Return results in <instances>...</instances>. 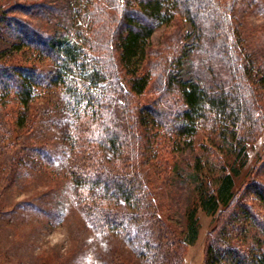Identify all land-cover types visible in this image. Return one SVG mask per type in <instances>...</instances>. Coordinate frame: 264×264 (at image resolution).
<instances>
[{
  "label": "rangeland",
  "instance_id": "obj_1",
  "mask_svg": "<svg viewBox=\"0 0 264 264\" xmlns=\"http://www.w3.org/2000/svg\"><path fill=\"white\" fill-rule=\"evenodd\" d=\"M17 5L37 8L25 15L15 9ZM88 7L87 0H0V9H7L10 16L43 32L71 36L84 48L88 41L84 31L92 20ZM261 8L248 13L242 24L244 47L252 49L253 60L264 40V0ZM188 33L190 37L185 41L189 53L181 71L182 79L201 86H215L222 80L221 63L197 49L196 30L177 18L171 26L153 33L147 66L154 75L142 96L134 101L123 100L129 113L133 109L134 115L137 107L157 99V91L165 87L159 69L170 49L182 43ZM13 42L0 31V52L15 56ZM20 54L22 61L36 64L30 52L23 50ZM36 65L44 73L53 69L48 62ZM257 80L264 97V72L258 73ZM100 85L108 99H100V106L94 109L88 104L82 108L77 107L78 103L66 104L59 86L39 89L27 108L15 96L6 97L0 92V264H167L174 260V249L166 254L162 245L167 237L186 239L187 216L194 208L198 235L183 249L181 264H203L207 241L224 207L208 214L199 206L198 198L209 181L213 183L218 176L220 166L213 155L225 160L228 167L233 166L236 142L225 141L202 127L191 145L185 138L177 141L176 146L168 139L156 144L153 154H158L157 159L145 167L149 171L147 176L143 175L148 190H141V197L137 196L132 210L135 211L125 218L123 209H117L120 213L116 214V210L108 208L113 217L110 223L94 224L77 199L79 192L72 173L76 169L86 175L93 170L109 175L121 171L106 137L97 136L108 109L113 113L116 106L109 99L112 89L106 83ZM109 120L115 124L113 114ZM121 152L123 168L131 166L129 153ZM235 167L240 168L239 160ZM255 180L264 182V130L246 144L245 165L234 179L236 199H242L245 185ZM97 193L104 195L102 190ZM113 196L107 195L109 207L118 205L116 195ZM247 226L245 245L257 257L250 264H264V258L262 263L259 261L264 257V222H249Z\"/></svg>",
  "mask_w": 264,
  "mask_h": 264
},
{
  "label": "trees",
  "instance_id": "obj_2",
  "mask_svg": "<svg viewBox=\"0 0 264 264\" xmlns=\"http://www.w3.org/2000/svg\"><path fill=\"white\" fill-rule=\"evenodd\" d=\"M87 1L88 16L92 20L84 31L88 35L85 48L71 36L40 31L10 16L7 9H0V31L14 41L12 49L16 54L0 52V92L6 97L15 96L27 108L39 89L59 86L66 104L78 103L77 107L81 108L88 104L94 109L100 106V99H108L100 84L106 83L112 89L109 99L116 106L113 113L108 109L97 136L106 137L117 157L116 167L121 171L109 175L103 170L99 173L93 170L86 175L76 169L72 173L79 192L77 199L94 224L110 223L113 217L108 208L116 210V214L120 213L117 209H123L125 218L135 209L137 196L148 190L143 175L147 176L149 171L145 167L157 159L158 154H153L156 144L168 139L176 146L177 141L185 138L191 145L202 127L225 141L236 142L233 166L228 167L225 160L213 155L220 166L218 176L213 183L209 181L210 187L203 188L198 198L199 206L208 214L224 207L207 241L203 264L256 262L257 257L245 241L247 224L263 225L264 222V215H260L264 214V182L255 180L246 184L243 201L236 199L234 179L245 165L247 142L264 130V97L257 80L258 73L264 72V40L253 60L252 49L244 47L242 25L248 13L262 9L263 0ZM36 8L17 5L15 9L26 15ZM177 18L196 30L197 49L220 62L224 76L215 86H201L182 79L181 71L189 53L185 40L190 34L187 37L185 34L182 43L170 49L159 69L165 78V87L157 91V99L140 105L133 115V109L129 113L130 108L123 100L134 101L151 84L154 72L147 66L150 39L157 29L171 26ZM23 50L35 57L36 64L48 62L53 69L44 73L35 63L22 61L19 57ZM255 64L258 65L255 67ZM112 114L114 125L109 120ZM121 150L129 153L132 165L127 168H123ZM237 160L240 168L235 167ZM100 190L104 195H98ZM107 195L110 198L116 195L115 202L119 201L116 207L107 205ZM187 220L186 239L167 237L162 245L166 254L174 249V260L167 264H181L183 249L197 238L196 208L188 213ZM162 247L158 246L161 251ZM263 258L259 259L261 263Z\"/></svg>",
  "mask_w": 264,
  "mask_h": 264
}]
</instances>
